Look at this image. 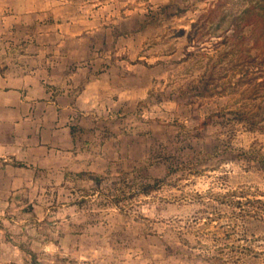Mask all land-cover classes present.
<instances>
[{
	"label": "rangeland",
	"instance_id": "374dc122",
	"mask_svg": "<svg viewBox=\"0 0 264 264\" xmlns=\"http://www.w3.org/2000/svg\"><path fill=\"white\" fill-rule=\"evenodd\" d=\"M0 68L64 129L0 126V264H264V0H0Z\"/></svg>",
	"mask_w": 264,
	"mask_h": 264
},
{
	"label": "crops",
	"instance_id": "0c3cea01",
	"mask_svg": "<svg viewBox=\"0 0 264 264\" xmlns=\"http://www.w3.org/2000/svg\"><path fill=\"white\" fill-rule=\"evenodd\" d=\"M7 71L10 70L0 68V126L11 127L12 142L20 139L21 132L25 134L24 140L27 142L33 141L40 132L51 129V134H46L55 137L62 135L64 129L61 123L55 122L51 126L47 123L48 118L60 108L58 99L50 100L43 86L36 89L31 76L24 75L14 82Z\"/></svg>",
	"mask_w": 264,
	"mask_h": 264
}]
</instances>
